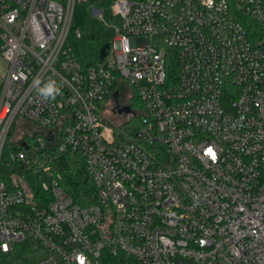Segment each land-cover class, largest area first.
<instances>
[{"label":"built area","instance_id":"obj_1","mask_svg":"<svg viewBox=\"0 0 264 264\" xmlns=\"http://www.w3.org/2000/svg\"><path fill=\"white\" fill-rule=\"evenodd\" d=\"M76 2L0 0V250L264 264V0H116L120 24L89 67L69 41ZM36 79L61 94L43 100ZM115 94L144 105L126 115L135 138L101 114ZM67 153L84 156L96 204L61 185ZM34 169L51 183L32 186Z\"/></svg>","mask_w":264,"mask_h":264},{"label":"trees","instance_id":"obj_2","mask_svg":"<svg viewBox=\"0 0 264 264\" xmlns=\"http://www.w3.org/2000/svg\"><path fill=\"white\" fill-rule=\"evenodd\" d=\"M66 2L67 0H61ZM116 0L77 1L72 22L70 43L84 67L96 65L100 61V52L107 44H111L115 36L114 26L120 24V18L114 12ZM98 8L103 13V20L92 17L90 9ZM82 32L81 39L74 37V32ZM137 100V99H136ZM140 113H144V105L137 101ZM134 121V122H133ZM140 118L127 125V136L135 138V126L140 125ZM136 124V125H135ZM131 125H134L132 128ZM123 129V128H122ZM62 180L61 185L76 203L89 206L98 202L96 186L86 170L84 156L80 153H67L57 168ZM37 256L26 245H19L11 253L0 250V264H35Z\"/></svg>","mask_w":264,"mask_h":264},{"label":"rangeland","instance_id":"obj_3","mask_svg":"<svg viewBox=\"0 0 264 264\" xmlns=\"http://www.w3.org/2000/svg\"><path fill=\"white\" fill-rule=\"evenodd\" d=\"M77 1H85V0H77ZM93 8H95V7H92L91 9H90V13H91V15H92V17H94L93 16ZM95 9H97V10H100V9H98V8H95ZM101 11V10H100ZM117 11H118V8L116 7V6H114V12L115 13H117ZM102 12V11H101ZM95 14H97V13H99L98 11H95L94 12ZM103 14V13H102ZM154 42H157V38H155L154 39ZM132 93V92H131ZM122 99H123V97H121ZM125 101V100H124ZM138 100H134V101H132V102H130L128 105H126L125 107H130L131 108V110L133 111V112H136V113H140V107H139V105H138V103H136ZM127 101H125V103H126ZM130 105V106H129ZM101 114L103 115H108V116H111L112 115V112H111V110H107L106 111V113H105V110H104V112H101ZM123 115H125V118L123 119H121V118H118L117 117V115L115 114V116H113V117H115L116 119H117V124H120V123H122V121L124 122V124H123V126H122V128H123V131H127V129H125L126 128V125L130 122V121H132L133 120V118H130L129 116H126L127 114H123ZM112 117V118H113ZM134 122V121H133ZM136 125V124H135ZM131 127L133 128L134 127V125H131ZM125 131V132H126ZM128 132V131H127ZM27 179H28V181L30 182V184L32 185V186H37L39 183H46V184H50L51 183V176H50V173H47V172H43V173H40L39 172V170L38 169H34L33 171H31L28 175H27ZM98 261H99V263L100 264H109V263H107V261L104 259V258H100V259H98Z\"/></svg>","mask_w":264,"mask_h":264},{"label":"clouds","instance_id":"obj_4","mask_svg":"<svg viewBox=\"0 0 264 264\" xmlns=\"http://www.w3.org/2000/svg\"><path fill=\"white\" fill-rule=\"evenodd\" d=\"M34 84L38 96L45 101L55 100L61 94V89L54 79H48L43 83L39 79H36Z\"/></svg>","mask_w":264,"mask_h":264},{"label":"water","instance_id":"obj_5","mask_svg":"<svg viewBox=\"0 0 264 264\" xmlns=\"http://www.w3.org/2000/svg\"><path fill=\"white\" fill-rule=\"evenodd\" d=\"M110 48V44L105 45V47L102 48L101 52H100V60H103L106 56H107V51ZM115 99L118 98V95L115 94ZM132 112L130 107H123L121 109H119L118 113L123 115V114H130Z\"/></svg>","mask_w":264,"mask_h":264},{"label":"flooded vegetation","instance_id":"obj_6","mask_svg":"<svg viewBox=\"0 0 264 264\" xmlns=\"http://www.w3.org/2000/svg\"><path fill=\"white\" fill-rule=\"evenodd\" d=\"M127 104L125 103L124 99L118 96L117 99H115V102L113 103V106L111 108V112L113 114L118 113L119 109L125 107Z\"/></svg>","mask_w":264,"mask_h":264}]
</instances>
